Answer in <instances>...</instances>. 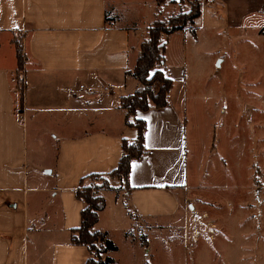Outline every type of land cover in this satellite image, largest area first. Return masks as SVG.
I'll use <instances>...</instances> for the list:
<instances>
[{
	"label": "crops",
	"instance_id": "1",
	"mask_svg": "<svg viewBox=\"0 0 264 264\" xmlns=\"http://www.w3.org/2000/svg\"><path fill=\"white\" fill-rule=\"evenodd\" d=\"M203 2L221 27L264 18V0ZM182 6L169 0H0V264L86 263V246L71 242L83 207L75 190L82 177L116 168L122 139H136L120 99L140 86L130 72L147 27L189 10L188 2ZM202 18L201 12L194 20V36ZM187 32L161 36L159 69L172 79L167 105L136 109L128 118L144 120L147 152L132 161L127 186L111 182L118 188L99 191L105 207L94 229L116 246L104 253L109 264H153L152 239L184 242L191 203L185 104L172 91L184 89L186 73L182 62L166 65L165 47L171 36Z\"/></svg>",
	"mask_w": 264,
	"mask_h": 264
},
{
	"label": "rangeland",
	"instance_id": "2",
	"mask_svg": "<svg viewBox=\"0 0 264 264\" xmlns=\"http://www.w3.org/2000/svg\"><path fill=\"white\" fill-rule=\"evenodd\" d=\"M169 1L199 2L203 27L165 47L186 73L172 92L185 104L191 203L184 242L152 239L153 264H264V18L225 28L203 0Z\"/></svg>",
	"mask_w": 264,
	"mask_h": 264
},
{
	"label": "trees",
	"instance_id": "3",
	"mask_svg": "<svg viewBox=\"0 0 264 264\" xmlns=\"http://www.w3.org/2000/svg\"><path fill=\"white\" fill-rule=\"evenodd\" d=\"M157 1L162 2V0ZM200 13L199 2L194 5L191 3L189 11H180L166 21H154L147 27V38L141 42L136 64L130 72L137 78L140 86L132 94L121 97L119 103V107L126 110V124L133 125L137 129V137L131 141L122 139L121 157L116 168L105 174L91 173L82 177L75 190V195L83 203V207L80 212V225L72 230L71 242L84 245L88 249L89 257L85 264H109L112 259L104 257V253L116 249L105 232L94 229L98 213L105 207V199L99 191L117 189V186L111 184V180L127 186L132 161L147 152L144 147V120L134 119L130 122L128 118L136 109L159 108L168 103L167 96L172 86V79L159 69L164 60V43L161 36L181 30L187 24H193ZM15 47L18 70L21 71L22 52L18 41H15ZM17 80L18 89L22 92L20 76Z\"/></svg>",
	"mask_w": 264,
	"mask_h": 264
}]
</instances>
